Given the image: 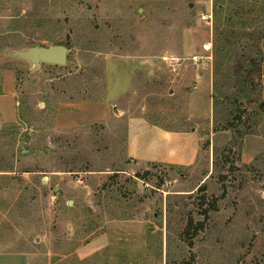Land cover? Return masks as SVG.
<instances>
[{"label":"rangeland","instance_id":"374dc122","mask_svg":"<svg viewBox=\"0 0 264 264\" xmlns=\"http://www.w3.org/2000/svg\"><path fill=\"white\" fill-rule=\"evenodd\" d=\"M35 45L66 64L8 54ZM125 67L132 112L198 132L193 164L130 161L124 118L54 127ZM4 85L0 264H264V0H0Z\"/></svg>","mask_w":264,"mask_h":264},{"label":"crops","instance_id":"0c3cea01","mask_svg":"<svg viewBox=\"0 0 264 264\" xmlns=\"http://www.w3.org/2000/svg\"><path fill=\"white\" fill-rule=\"evenodd\" d=\"M113 76L124 82L122 88L116 92H112V88L108 87L106 94L100 99L57 104L53 114L54 127L69 129L81 123L124 118L125 152L130 161L184 167L193 164L199 152L198 132L193 129L164 128L150 122L141 113L135 114L131 110L129 96L135 85L136 73L125 67ZM16 103L13 91L10 88L5 90L4 85L3 91L0 92V126L16 121Z\"/></svg>","mask_w":264,"mask_h":264},{"label":"water","instance_id":"95a60500","mask_svg":"<svg viewBox=\"0 0 264 264\" xmlns=\"http://www.w3.org/2000/svg\"><path fill=\"white\" fill-rule=\"evenodd\" d=\"M8 54L12 58L31 64L32 69H39L42 65L64 66L67 48L63 45L49 47L35 45L24 49L10 50Z\"/></svg>","mask_w":264,"mask_h":264},{"label":"built area","instance_id":"2783aa9c","mask_svg":"<svg viewBox=\"0 0 264 264\" xmlns=\"http://www.w3.org/2000/svg\"><path fill=\"white\" fill-rule=\"evenodd\" d=\"M203 19L207 22L210 23L212 22V11H210L209 13H207ZM203 49L205 52H210L211 51V43L209 41H207L204 45H203Z\"/></svg>","mask_w":264,"mask_h":264},{"label":"trees","instance_id":"16d2710c","mask_svg":"<svg viewBox=\"0 0 264 264\" xmlns=\"http://www.w3.org/2000/svg\"><path fill=\"white\" fill-rule=\"evenodd\" d=\"M218 6H219V4H218V5H216L217 9L219 10ZM243 79H244V77H243Z\"/></svg>","mask_w":264,"mask_h":264}]
</instances>
